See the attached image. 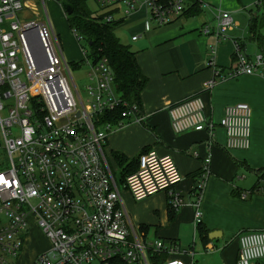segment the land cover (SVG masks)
I'll use <instances>...</instances> for the list:
<instances>
[{"label":"built area","instance_id":"obj_1","mask_svg":"<svg viewBox=\"0 0 264 264\" xmlns=\"http://www.w3.org/2000/svg\"><path fill=\"white\" fill-rule=\"evenodd\" d=\"M31 1L0 0V131L10 160L9 168L0 171V264H24L21 258L32 227L42 231L49 247L29 264H154L152 257L168 256L177 248L158 239L140 240L121 193L140 202L163 192L172 209L179 208L183 200L177 187L182 176L175 161L169 154L150 150L140 156L136 172L121 185L115 181L104 152L106 141L131 119L143 124L139 105L118 91L107 60H93L86 52L88 84L86 100L82 99L45 9L46 2L54 0H38L39 7L30 6ZM93 1L105 9V23H115L110 12L122 11L127 19L142 10L145 25L162 26L187 8V0ZM256 4L264 5V0ZM216 20L214 28L205 26L202 33L226 39L234 29L232 18L219 12ZM240 52L236 44L228 77L264 79V51L253 60ZM215 85L212 80L206 88ZM205 109L199 96L170 107L172 131L211 133ZM251 119L245 103L224 108L219 124L227 150L249 149ZM209 161L205 160V169ZM203 185L202 180L198 188ZM193 223L197 230L199 210ZM238 244L236 264L264 261V231L242 233ZM211 251L213 247L206 249ZM186 254L192 257L193 251ZM158 264L183 263L166 259Z\"/></svg>","mask_w":264,"mask_h":264},{"label":"crops","instance_id":"obj_2","mask_svg":"<svg viewBox=\"0 0 264 264\" xmlns=\"http://www.w3.org/2000/svg\"><path fill=\"white\" fill-rule=\"evenodd\" d=\"M195 1L194 4L187 0L188 10L162 26L145 25L147 19L142 10L127 19L123 14L119 21L114 20V15L122 12H110L115 26L120 25L128 32L134 44L131 51L146 83L139 103L143 124L131 119L120 129H114L108 135L104 152L119 185L139 169L140 156L150 150L171 155L182 176L177 192L183 201L177 209H172L163 192L134 203L122 191L125 207L126 203L129 207L139 204L138 224L129 219L140 240L171 243L177 250L166 258L183 264H236L238 236L264 231V79L255 75L231 78L228 74L235 62L236 44L241 46L240 53L250 60L263 52L259 39L264 37V25L257 27L256 37L250 33V26L252 20L262 19L264 5H257L258 0ZM29 5L40 6L38 0ZM46 5L51 9L59 6L55 0L46 2L45 9ZM99 8L98 15L106 12ZM219 12L228 13L235 24L226 33V39L220 41L202 33L205 26H216ZM133 36L137 37L135 41ZM212 60L214 63L210 64ZM215 71H219V77ZM212 80L216 85L207 89L206 84ZM196 96L204 101L211 133L189 130L175 134L170 126V107ZM237 103L247 104L252 112L250 147L244 151L225 148L226 134L219 124L224 108ZM113 153H121L127 159L126 164L134 162L132 172L122 170ZM202 180L204 185L199 189ZM254 185L257 191L251 190ZM196 210L201 212L199 225L208 234L218 232L221 237L203 243L193 223ZM35 233H40L38 228ZM27 242L28 239L21 258L24 264L45 250L42 247L33 256L29 255L25 251L30 245ZM210 247L213 251L206 252ZM188 251H193L192 257L186 254ZM251 264H264V261Z\"/></svg>","mask_w":264,"mask_h":264},{"label":"trees","instance_id":"obj_3","mask_svg":"<svg viewBox=\"0 0 264 264\" xmlns=\"http://www.w3.org/2000/svg\"><path fill=\"white\" fill-rule=\"evenodd\" d=\"M57 1H64L72 6V14L65 17L66 23L69 29L74 33L77 41L83 40L87 43V56L89 55L93 60L105 58L113 71L117 89L123 94V98L130 103L139 105L140 93L146 83V78L140 72L134 52L131 51L130 47L125 46L115 37L113 33L115 24L105 23L104 14L98 15L92 13L86 6V0ZM191 1L194 4L196 3L195 0ZM193 7L194 6L191 8ZM186 10L188 9H185L183 14ZM259 25H264V16L260 21H257V19L252 20L250 26V33L252 36L256 37V35L259 34V29H257ZM259 43L262 51H264V37L259 39ZM71 65L73 68L80 67L78 63H71ZM113 122H115V120ZM113 159L122 170L126 171L128 174L130 171L132 172L134 162L126 164L127 159L121 153H113ZM1 170L0 167V171ZM262 178H264V174H262ZM257 189V185L251 188L252 191H257ZM198 235L206 245L208 230L202 225H199ZM166 257V255L152 257L151 261H153L154 264H158L166 260Z\"/></svg>","mask_w":264,"mask_h":264},{"label":"rangeland","instance_id":"obj_4","mask_svg":"<svg viewBox=\"0 0 264 264\" xmlns=\"http://www.w3.org/2000/svg\"><path fill=\"white\" fill-rule=\"evenodd\" d=\"M86 6L92 13L98 14L101 11L99 6L93 0H86ZM122 9H124V7H121V10ZM46 10L50 21V25L59 40L63 59L66 62L78 63L80 65V67H76V68L71 67L70 73L77 87L78 93L80 94L82 99L86 100L85 87L88 84V78H87L88 66L85 63L84 52L86 53L88 52L87 43L83 40L77 41V38L75 37L74 33L69 29L65 21L64 18L65 15L62 12L60 5L58 6V8L55 9H51L50 6L46 5ZM41 12L43 14V17L45 18L44 11L42 10ZM121 15H123V13L114 15V20L119 21ZM113 31L115 37L122 44L130 47V49L134 51V44L130 42L129 34L125 28L120 27V25H116ZM5 115L6 113L3 112L2 117H5ZM9 166H10V160L7 153L4 150L3 136L0 131V167L2 170H6L7 168H9ZM134 203H139V202H134ZM138 205L136 204L133 207H129L128 204L126 203V207H125L127 209L126 211L128 213L129 218H131L134 224H138L139 222L138 219H140V217H137L140 214V208L138 207ZM36 229H37L36 227L31 228L27 242V244L29 243L30 245L28 249L25 250L29 255L32 256L34 253H37L36 252L37 249L43 247V249L46 250L49 247V243L44 237L42 231L39 230L40 233H35ZM196 256L197 259L200 260L201 256H199V253Z\"/></svg>","mask_w":264,"mask_h":264},{"label":"water","instance_id":"obj_5","mask_svg":"<svg viewBox=\"0 0 264 264\" xmlns=\"http://www.w3.org/2000/svg\"><path fill=\"white\" fill-rule=\"evenodd\" d=\"M55 1L60 5L65 17L70 16L72 14L73 8L70 4L64 1H57V0ZM207 237L209 241H213L221 237V235L218 232H210Z\"/></svg>","mask_w":264,"mask_h":264}]
</instances>
